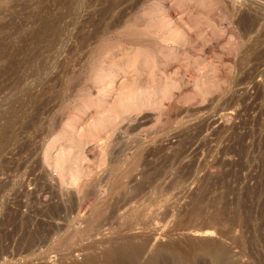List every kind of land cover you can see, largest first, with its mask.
Instances as JSON below:
<instances>
[{"label": "rangeland", "instance_id": "obj_1", "mask_svg": "<svg viewBox=\"0 0 264 264\" xmlns=\"http://www.w3.org/2000/svg\"><path fill=\"white\" fill-rule=\"evenodd\" d=\"M214 262L264 264V0H0V264Z\"/></svg>", "mask_w": 264, "mask_h": 264}, {"label": "bare ground", "instance_id": "obj_2", "mask_svg": "<svg viewBox=\"0 0 264 264\" xmlns=\"http://www.w3.org/2000/svg\"><path fill=\"white\" fill-rule=\"evenodd\" d=\"M243 15H244V14H243ZM132 32H133V31H132ZM132 32H131V33H132ZM129 33H130V32H129ZM134 33H135V32H134ZM124 35H125V34H124ZM126 35H127V34H126ZM132 35H133V34H132ZM149 38H150V37H149ZM166 38H167V37H166ZM166 38H165V39H166ZM170 38H171V37H170ZM145 39H146V38H145ZM150 40H151V39H150ZM150 40H149V41H150ZM161 40H162V39H161ZM151 41H152V40H151ZM153 41H154V40H153ZM154 42H155V41H154ZM157 42H158V40H157ZM177 42H178V41H177ZM160 43H161V42H160ZM179 46H180V45H179ZM162 47H163V46H162ZM158 48H159V47H158ZM152 57H153V56H152ZM95 66H96V65H95ZM95 66H94V67H95ZM95 69H96V68H95ZM95 71H96V70H95ZM95 71H94V72H95ZM90 72H91V71H90ZM91 73H92V72H91ZM92 74H93V73H92ZM95 74H96V73H95ZM139 82H140V81H139ZM141 82H143V81H141ZM139 84H141V83H139ZM134 86H135V85H134ZM136 87H137V86H136ZM137 88H138V87H137ZM135 89H136V88H135ZM105 127H106V126H105ZM101 128H102V127H101ZM111 131H112V130H111ZM106 132H107V131H106ZM87 134H88V133H87ZM105 134H106V133H105ZM95 138H96V137H95ZM202 233H203V234H208L209 232H208V230H204V231H202Z\"/></svg>", "mask_w": 264, "mask_h": 264}, {"label": "water", "instance_id": "obj_3", "mask_svg": "<svg viewBox=\"0 0 264 264\" xmlns=\"http://www.w3.org/2000/svg\"><path fill=\"white\" fill-rule=\"evenodd\" d=\"M213 264H215V262Z\"/></svg>", "mask_w": 264, "mask_h": 264}]
</instances>
